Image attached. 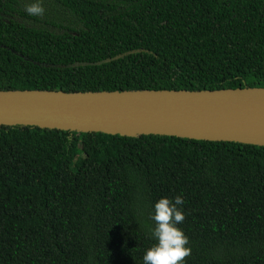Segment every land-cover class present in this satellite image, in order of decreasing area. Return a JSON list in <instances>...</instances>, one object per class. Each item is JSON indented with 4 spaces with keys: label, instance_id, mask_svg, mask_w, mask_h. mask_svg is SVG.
<instances>
[{
    "label": "trees",
    "instance_id": "16d2710c",
    "mask_svg": "<svg viewBox=\"0 0 264 264\" xmlns=\"http://www.w3.org/2000/svg\"><path fill=\"white\" fill-rule=\"evenodd\" d=\"M245 87L264 0H0V90ZM177 195L184 264H264V146L1 126L0 264H144Z\"/></svg>",
    "mask_w": 264,
    "mask_h": 264
},
{
    "label": "water",
    "instance_id": "95a60500",
    "mask_svg": "<svg viewBox=\"0 0 264 264\" xmlns=\"http://www.w3.org/2000/svg\"><path fill=\"white\" fill-rule=\"evenodd\" d=\"M1 126L122 136L160 135L264 146V88L122 92L0 90Z\"/></svg>",
    "mask_w": 264,
    "mask_h": 264
},
{
    "label": "clouds",
    "instance_id": "9594fccd",
    "mask_svg": "<svg viewBox=\"0 0 264 264\" xmlns=\"http://www.w3.org/2000/svg\"><path fill=\"white\" fill-rule=\"evenodd\" d=\"M29 16H42L44 8L39 2L25 6ZM183 204V197L177 195L174 200L160 198L154 205L151 219L155 222L152 235L156 240L143 256L144 264H184L185 258L191 255L188 237L177 227L185 219L178 206Z\"/></svg>",
    "mask_w": 264,
    "mask_h": 264
}]
</instances>
